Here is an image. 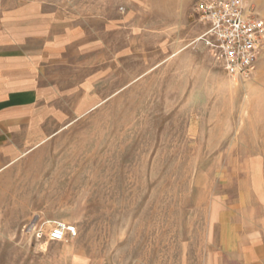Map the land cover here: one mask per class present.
Instances as JSON below:
<instances>
[{
  "label": "rangeland",
  "instance_id": "rangeland-1",
  "mask_svg": "<svg viewBox=\"0 0 264 264\" xmlns=\"http://www.w3.org/2000/svg\"><path fill=\"white\" fill-rule=\"evenodd\" d=\"M51 1L83 32L48 73L67 120L0 173V264L264 257V49L234 80L197 40V0ZM46 222L77 235L37 236Z\"/></svg>",
  "mask_w": 264,
  "mask_h": 264
},
{
  "label": "crops",
  "instance_id": "crops-1",
  "mask_svg": "<svg viewBox=\"0 0 264 264\" xmlns=\"http://www.w3.org/2000/svg\"><path fill=\"white\" fill-rule=\"evenodd\" d=\"M82 33L65 6L54 1L0 0V173L40 148L57 133L58 122L67 120L48 73L66 64ZM89 81L79 87H89ZM247 260L264 264L258 255Z\"/></svg>",
  "mask_w": 264,
  "mask_h": 264
},
{
  "label": "built area",
  "instance_id": "built-area-1",
  "mask_svg": "<svg viewBox=\"0 0 264 264\" xmlns=\"http://www.w3.org/2000/svg\"><path fill=\"white\" fill-rule=\"evenodd\" d=\"M197 23L203 28L197 38L216 57L234 80L251 77L264 49V22L245 0H197ZM34 232L51 242H64L77 235L65 222H46Z\"/></svg>",
  "mask_w": 264,
  "mask_h": 264
},
{
  "label": "bare ground",
  "instance_id": "bare-ground-1",
  "mask_svg": "<svg viewBox=\"0 0 264 264\" xmlns=\"http://www.w3.org/2000/svg\"><path fill=\"white\" fill-rule=\"evenodd\" d=\"M65 128V127H64Z\"/></svg>",
  "mask_w": 264,
  "mask_h": 264
}]
</instances>
